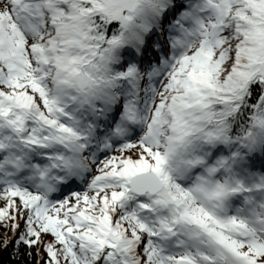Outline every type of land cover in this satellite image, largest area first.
Listing matches in <instances>:
<instances>
[{
	"label": "snow or ice",
	"instance_id": "snow-or-ice-1",
	"mask_svg": "<svg viewBox=\"0 0 264 264\" xmlns=\"http://www.w3.org/2000/svg\"><path fill=\"white\" fill-rule=\"evenodd\" d=\"M0 264H264V0H0Z\"/></svg>",
	"mask_w": 264,
	"mask_h": 264
}]
</instances>
